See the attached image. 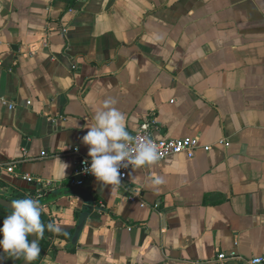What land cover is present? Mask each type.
Wrapping results in <instances>:
<instances>
[{"label": "crops", "instance_id": "obj_1", "mask_svg": "<svg viewBox=\"0 0 264 264\" xmlns=\"http://www.w3.org/2000/svg\"><path fill=\"white\" fill-rule=\"evenodd\" d=\"M0 96V196L51 181L42 213L72 237L35 264L264 254V0H0ZM106 99L132 136L154 121L155 139L210 149L133 166L115 192L71 186Z\"/></svg>", "mask_w": 264, "mask_h": 264}, {"label": "clouds", "instance_id": "obj_2", "mask_svg": "<svg viewBox=\"0 0 264 264\" xmlns=\"http://www.w3.org/2000/svg\"><path fill=\"white\" fill-rule=\"evenodd\" d=\"M113 103L111 99L104 101L103 110L95 114V124L87 127L83 143L89 146L91 158L90 168L85 171L94 175L102 186L110 185L115 192L121 183V167H141L156 162L159 157L158 147L151 139L137 142L135 149L129 147L135 138L125 127V116L112 107ZM154 183L161 184L163 179L157 178ZM11 208V214L3 219L0 227V249L11 256H22L31 264L40 256L38 238H43L45 228L54 233H60L62 228L55 222L47 225L42 222V206L38 199H16ZM31 234L37 239L30 241Z\"/></svg>", "mask_w": 264, "mask_h": 264}, {"label": "built area", "instance_id": "obj_3", "mask_svg": "<svg viewBox=\"0 0 264 264\" xmlns=\"http://www.w3.org/2000/svg\"><path fill=\"white\" fill-rule=\"evenodd\" d=\"M72 9H69L71 11ZM44 45H47L46 41H43ZM0 104H5L9 108H13V103H10L7 99L0 96ZM154 121L151 122H143L139 125L137 131L133 134V137L135 138L134 142L130 143L129 147L131 149H135L136 143L139 141H142L144 139H151L158 147V160L164 159L165 157H168L170 155L179 154V153H185L188 157H192L194 155V151L200 147H202L204 150H209V145H201L197 137H183V138H168V139H155L152 136V125ZM223 142V141H221ZM65 153H77V148L72 147L68 149ZM42 155H46L44 152ZM87 161V163H85ZM91 164V158L89 155H80L77 159L76 165L72 171L71 176L69 177V184L71 186H81L84 181L93 176L90 172L85 171L86 169L90 168ZM134 165H129L128 167H121L120 173H121V183L122 181L126 179L128 169L133 167ZM24 178L28 182H34L33 177L30 175H25ZM37 184L36 193L33 195L34 199H38L43 196L44 194V186H51L52 182H35ZM43 183V184H42ZM239 258L241 259L239 255H237L235 252H230L229 254H226L224 252L218 253L216 258V264H227V261L230 259ZM246 262L248 264H264V254L251 257L249 259H246Z\"/></svg>", "mask_w": 264, "mask_h": 264}, {"label": "trees", "instance_id": "obj_4", "mask_svg": "<svg viewBox=\"0 0 264 264\" xmlns=\"http://www.w3.org/2000/svg\"><path fill=\"white\" fill-rule=\"evenodd\" d=\"M32 190L29 191V194H32ZM23 198H27L25 197L23 194H17L15 197L10 198L11 201L16 200V199H23ZM9 214H11V211L8 210L5 207L0 206V227H2L3 224V219L8 216ZM41 220L42 222L47 225L48 220L46 218V216L41 212ZM52 236H56L58 238H64V239H71L72 237L70 236V234L65 233V232H60V233H54V232H50L47 230V228H45V232L43 235V238H38V244L39 247L41 249L40 255H42V253L45 251V247L48 244V239L51 238ZM2 238V237H0ZM39 258V257H38ZM37 258V259H38ZM0 259L1 262L3 264H17L19 263L23 257H15V256H11L9 255L7 252H4L2 249L0 250ZM36 259V260H37ZM36 260H34L31 264H35Z\"/></svg>", "mask_w": 264, "mask_h": 264}, {"label": "water", "instance_id": "obj_5", "mask_svg": "<svg viewBox=\"0 0 264 264\" xmlns=\"http://www.w3.org/2000/svg\"><path fill=\"white\" fill-rule=\"evenodd\" d=\"M11 203H12V201L11 200H9V199H7V198H4V197H1L0 196V206H2V207H5V208H7L8 210H10V211H12V208H11ZM35 239H37V237H36V235L35 234H31L30 236H29V240L31 241V240H35ZM33 262V261H32ZM31 262V263H32ZM0 264H1V262H0ZM17 264H27V262L24 260V258L19 262V263H17Z\"/></svg>", "mask_w": 264, "mask_h": 264}]
</instances>
